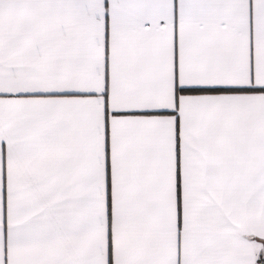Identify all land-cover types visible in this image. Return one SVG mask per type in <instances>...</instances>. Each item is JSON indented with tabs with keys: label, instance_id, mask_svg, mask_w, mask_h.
<instances>
[{
	"label": "snow or ice",
	"instance_id": "obj_1",
	"mask_svg": "<svg viewBox=\"0 0 264 264\" xmlns=\"http://www.w3.org/2000/svg\"><path fill=\"white\" fill-rule=\"evenodd\" d=\"M0 264H264V0H0Z\"/></svg>",
	"mask_w": 264,
	"mask_h": 264
}]
</instances>
